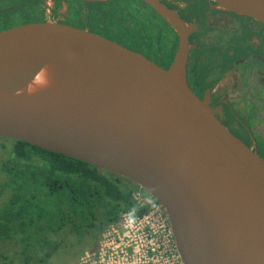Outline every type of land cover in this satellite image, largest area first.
<instances>
[{"label":"water","instance_id":"water-1","mask_svg":"<svg viewBox=\"0 0 264 264\" xmlns=\"http://www.w3.org/2000/svg\"><path fill=\"white\" fill-rule=\"evenodd\" d=\"M179 36L165 69L107 37L55 22L0 33V138L131 180L166 211L184 264H264V159L190 88L194 29L143 0ZM264 25V0H213ZM62 87L20 94L48 64Z\"/></svg>","mask_w":264,"mask_h":264},{"label":"flooded vegetation","instance_id":"flooded-vegetation-1","mask_svg":"<svg viewBox=\"0 0 264 264\" xmlns=\"http://www.w3.org/2000/svg\"><path fill=\"white\" fill-rule=\"evenodd\" d=\"M162 3L194 26L186 64L190 88L202 100L208 98L210 106L220 110L217 116L222 123L264 159V25L223 10L213 0ZM40 22L107 37L165 69L170 68L179 43L169 22L143 0H0V33ZM143 27L148 32L142 43L120 40L121 29L140 39ZM157 40H163L165 51L157 48Z\"/></svg>","mask_w":264,"mask_h":264},{"label":"trees","instance_id":"trees-1","mask_svg":"<svg viewBox=\"0 0 264 264\" xmlns=\"http://www.w3.org/2000/svg\"><path fill=\"white\" fill-rule=\"evenodd\" d=\"M0 175L4 264H48L63 249L79 257V243L96 249L106 227L145 212L131 180L20 140L0 138Z\"/></svg>","mask_w":264,"mask_h":264},{"label":"built area","instance_id":"built-area-1","mask_svg":"<svg viewBox=\"0 0 264 264\" xmlns=\"http://www.w3.org/2000/svg\"><path fill=\"white\" fill-rule=\"evenodd\" d=\"M133 198L142 215L125 213L121 225H109L96 249H87L80 264H184L165 209L141 189Z\"/></svg>","mask_w":264,"mask_h":264},{"label":"rangeland","instance_id":"rangeland-1","mask_svg":"<svg viewBox=\"0 0 264 264\" xmlns=\"http://www.w3.org/2000/svg\"><path fill=\"white\" fill-rule=\"evenodd\" d=\"M112 25H113L112 23L108 24V26H112ZM146 29H147L146 27H143V29H142L143 33H140V35H142V37L140 39L139 38L134 39V33L133 32L129 33L127 30L121 29L120 40L123 43L129 44V45L140 44V43H142V39L146 36V34L148 32ZM154 38L155 37L153 36V33L151 32V39L150 40H153ZM156 43H157V48H161L165 51L166 45L163 44V40L162 41L157 40ZM168 49H170V47ZM2 178L4 179L3 175H0V182L3 181ZM139 189H141V188L138 186L135 190H139ZM1 190H3V189L0 187V208H2L4 206V204L8 203L9 197H10L9 191L5 190L4 192H1ZM141 190L145 195H147L143 191V189H141ZM103 232H102V234H103ZM102 234H101V237H102ZM90 246L91 245H89V244L86 245L84 242H82V243H79L77 245V247L75 248V251H77V252L79 251V253H80V251H83V253H84V251L87 249H93V248H90ZM2 253H4V249H2V246H0V264H4V260L1 258ZM82 254L79 255V257H75V255L73 253H69L67 250L63 249V250L59 251L56 255H54L48 264H80V258L82 256Z\"/></svg>","mask_w":264,"mask_h":264},{"label":"bare ground","instance_id":"bare-ground-1","mask_svg":"<svg viewBox=\"0 0 264 264\" xmlns=\"http://www.w3.org/2000/svg\"><path fill=\"white\" fill-rule=\"evenodd\" d=\"M65 83V67L61 63L45 66L20 94H36L60 88Z\"/></svg>","mask_w":264,"mask_h":264}]
</instances>
